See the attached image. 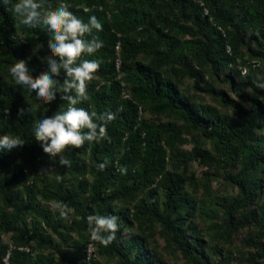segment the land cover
I'll list each match as a JSON object with an SVG mask.
<instances>
[{
    "label": "trees",
    "instance_id": "16d2710c",
    "mask_svg": "<svg viewBox=\"0 0 264 264\" xmlns=\"http://www.w3.org/2000/svg\"><path fill=\"white\" fill-rule=\"evenodd\" d=\"M15 2L0 0V135L25 143L0 151V264H102L97 254L116 264H166L149 247H160V240L190 264H214L185 188L200 182L191 172L194 159L222 168L238 189L201 213L222 220L228 237L248 230L246 262L264 264V88L258 87L264 84V0H37L42 14L65 4L84 22L95 15L103 25L93 32L103 47L81 57L100 61V68L87 85L88 99L76 106L114 113L107 124L111 140L66 150L67 168L43 152L33 127L66 110L68 101L58 92L44 104L9 73L18 60L34 78L47 71L52 36L46 26L21 24ZM55 78L60 87L63 70ZM191 79L188 87L207 92L223 111L189 92L185 80ZM186 132L198 135L190 154L180 150ZM58 202L71 210L67 218L45 206ZM92 214L117 216L119 231L108 246L90 239Z\"/></svg>",
    "mask_w": 264,
    "mask_h": 264
},
{
    "label": "clouds",
    "instance_id": "9594fccd",
    "mask_svg": "<svg viewBox=\"0 0 264 264\" xmlns=\"http://www.w3.org/2000/svg\"><path fill=\"white\" fill-rule=\"evenodd\" d=\"M4 3H11V0H4ZM40 8L37 0H17L12 4V11L21 24L30 28L43 25L52 34L48 41L50 54L46 57L48 69L34 78L30 75L25 61L18 60L10 66L9 73L16 85L35 92L37 100L44 104L55 101L58 92L62 94V100L68 101L66 110L38 120L33 127L35 139L41 143L43 152L52 159L58 158L59 165L67 168L71 167L72 162L64 155L66 150L79 149L85 142L111 140L107 124L116 118L114 113H90L76 106L88 99L87 85L100 68V61L81 57L85 54L92 56L103 47V41L93 35L94 30L103 31V25L95 15L89 17L88 22H84L69 11L65 4L44 14L40 12ZM86 36H91V39H86ZM61 70L66 78L57 87L60 80L55 77L61 75ZM258 87L264 88V84ZM24 143L19 136L0 135V151H11L13 148L22 147ZM107 164L108 161L105 160L98 167L103 171ZM47 171L48 169H41V173ZM119 171L126 174L127 169L120 168ZM55 179L60 182L63 177L57 175ZM54 208L62 218H67L71 211L63 202L56 203ZM117 219L115 215L87 216L90 239L104 246L111 244L119 231Z\"/></svg>",
    "mask_w": 264,
    "mask_h": 264
},
{
    "label": "rangeland",
    "instance_id": "374dc122",
    "mask_svg": "<svg viewBox=\"0 0 264 264\" xmlns=\"http://www.w3.org/2000/svg\"><path fill=\"white\" fill-rule=\"evenodd\" d=\"M208 79V78H207ZM185 82H189L187 84L191 85V80H185ZM209 83H212L216 88L223 87L219 83L211 80ZM203 86V85H202ZM187 90L195 95H200L203 100L202 103H212L217 105V107L223 111V108L219 107L216 101L210 97V95L198 89H192V87H188ZM229 94L233 96L232 92L229 91ZM187 141L186 143L180 145V150H182L186 154H190L193 148V138L198 136L195 132L184 133ZM205 142V141H204ZM205 146V145H204ZM209 143L206 144L205 148H209ZM191 172L195 176V180H199L200 182L197 184H192L191 182L186 183V190L189 192L191 197L195 200V223L196 229L199 232V237L202 238L204 243V249L207 254H209L216 264L217 261L224 260L226 264H247L246 258L248 256L249 251H251V247L247 245V241L245 239L248 230H241L236 235H232V237L227 236V232L222 226L220 219H214L211 217V214L207 215L205 213H201V208L203 206L217 209L219 205L217 202H221V198L232 197L236 195L238 189L237 187L225 179L224 170L220 168L218 171L212 166L199 161V159H194L191 162ZM49 174V169L47 171ZM209 178L210 195L205 191V187L207 186V177ZM48 208L55 210L54 203L45 204ZM218 223L220 227L218 229L212 228V225ZM128 231H125L126 233ZM4 242H9V237L7 235L1 236ZM160 244L162 241L160 240ZM158 245H149L151 250H155L157 255L163 257L164 262L166 264H190L179 252L171 248H164ZM97 257L101 260L102 264H116V259L114 258H106L97 254Z\"/></svg>",
    "mask_w": 264,
    "mask_h": 264
},
{
    "label": "built area",
    "instance_id": "2783aa9c",
    "mask_svg": "<svg viewBox=\"0 0 264 264\" xmlns=\"http://www.w3.org/2000/svg\"><path fill=\"white\" fill-rule=\"evenodd\" d=\"M118 49H119V46L117 45V50ZM119 66H120V60L117 59L116 60V67L119 68ZM93 250H94V248H93L92 244H89V246H88V254H89V256L92 254ZM6 264H8V263L6 262Z\"/></svg>",
    "mask_w": 264,
    "mask_h": 264
}]
</instances>
